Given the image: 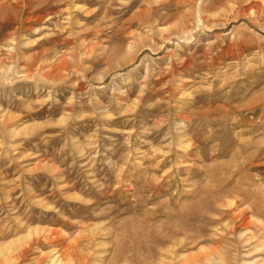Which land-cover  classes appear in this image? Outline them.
<instances>
[{
    "label": "rangeland",
    "instance_id": "rangeland-1",
    "mask_svg": "<svg viewBox=\"0 0 264 264\" xmlns=\"http://www.w3.org/2000/svg\"><path fill=\"white\" fill-rule=\"evenodd\" d=\"M10 240L0 264H264V0H0Z\"/></svg>",
    "mask_w": 264,
    "mask_h": 264
},
{
    "label": "bare ground",
    "instance_id": "bare-ground-1",
    "mask_svg": "<svg viewBox=\"0 0 264 264\" xmlns=\"http://www.w3.org/2000/svg\"><path fill=\"white\" fill-rule=\"evenodd\" d=\"M38 55V54H37ZM29 232H28V237L29 238H31V236H38L39 234H40V230L39 229H37V228H33V229H31V230H28ZM41 236V235H40ZM22 238H23V240H22ZM25 237H20L18 240H22V241H24V240H26V239H24ZM29 238H28V240L27 241H29ZM17 241V240H16ZM16 241L15 240H10V241H8V243L6 244V245H4L2 248H0V254L1 253H4V252H7L8 250L7 249H9L10 250V248L13 246V244L15 243L16 244ZM18 242V241H17ZM19 243V242H18ZM25 243V242H24ZM23 244V243H22ZM13 248V247H12ZM12 250V249H11ZM50 253V252H49ZM62 253V252H61ZM61 253L60 252H57L56 254H51L50 256H48V254H47V258H48V260H47V264H66V262L64 261V259H63V257L64 256H62L61 255ZM70 255V254H69ZM41 259V258H40ZM20 263V262H19Z\"/></svg>",
    "mask_w": 264,
    "mask_h": 264
}]
</instances>
